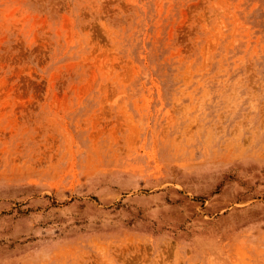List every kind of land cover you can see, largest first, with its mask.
<instances>
[{
  "label": "rangeland",
  "instance_id": "1",
  "mask_svg": "<svg viewBox=\"0 0 264 264\" xmlns=\"http://www.w3.org/2000/svg\"><path fill=\"white\" fill-rule=\"evenodd\" d=\"M0 264H264V0H0Z\"/></svg>",
  "mask_w": 264,
  "mask_h": 264
}]
</instances>
